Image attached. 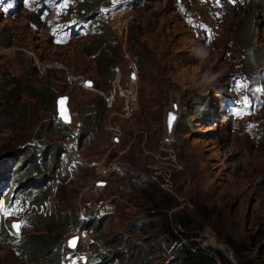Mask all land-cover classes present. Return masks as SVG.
<instances>
[{"label":"rangeland","instance_id":"obj_1","mask_svg":"<svg viewBox=\"0 0 264 264\" xmlns=\"http://www.w3.org/2000/svg\"><path fill=\"white\" fill-rule=\"evenodd\" d=\"M84 1L0 0V264H37L19 249L37 232L31 221L37 214L61 220L71 207L77 215L97 208L111 215L103 233L113 236L134 213L147 225L145 198L158 194L191 221L199 242L224 251L233 264H264V38L253 32L255 19L264 24L261 7L251 6L249 17L236 0H133L124 12L118 8L102 17L100 35L77 34L66 42L56 37L77 20ZM88 1L92 10L106 3ZM98 40L99 50L109 43L117 50L106 85L89 53ZM133 61L137 78L130 83ZM86 79L93 85L83 84ZM39 81L50 83L54 101L29 90ZM113 85L115 99L108 106L104 95ZM118 85L130 87L135 99L118 96ZM17 92L12 106L31 112L39 98L38 116L9 126L4 103ZM60 95L68 97L67 123L57 115ZM174 101L177 118L168 132L165 118ZM232 101H238L236 109ZM25 141L41 155L57 144L61 148L47 159V171L24 178L27 191H19L24 183L9 188L7 180L21 155L16 147ZM29 179L42 182V189L28 193ZM150 232H126L119 244L134 241L142 250L153 249L155 231ZM72 235H78L76 253L62 251L63 261L92 262L95 234L70 225L62 245Z\"/></svg>","mask_w":264,"mask_h":264},{"label":"trees","instance_id":"obj_2","mask_svg":"<svg viewBox=\"0 0 264 264\" xmlns=\"http://www.w3.org/2000/svg\"><path fill=\"white\" fill-rule=\"evenodd\" d=\"M88 2V0H85L79 5V9L76 13L80 16H78L77 20L82 22L91 21L92 28L89 27L88 32L86 33H83V30H80L77 34H83L80 36L87 35V33H90V35H100L104 32V28L100 25L103 21V16H95L96 12L93 11L95 9H88ZM105 2H108V0L102 1V3ZM84 9H86L85 13L82 11ZM78 38L79 36H76L75 39ZM101 43L100 40L95 41V44L90 47L89 53L96 56L95 64L98 69L99 78L102 80V83L106 85L108 80L113 76V72H111V69L109 68L110 63L112 62L111 54L117 52V50L112 43L108 44V49L99 50ZM96 54H98V57ZM110 55L111 57L109 58ZM141 55H143L142 52ZM138 63L139 66L144 64V61L141 60L140 56ZM13 79L15 78L12 75L9 77V82H13ZM29 86H31V89L29 90L34 95L41 98L47 97L50 101H54L56 95L50 83L39 81L37 85L30 84ZM14 98H16L14 101H10L6 98L4 103V108H6V110L3 111H5L4 113L8 117V120H5L8 121L7 125H13L15 121L18 120L30 122L35 120L38 114L34 111V108L37 107V101H40V99L38 98L36 99L37 101L32 103L33 110L30 112L25 107L12 106L14 103L18 102V92ZM8 109L10 110L8 111ZM62 126L64 127V130L67 131L66 134L69 135V127L64 124H62ZM89 131H91L89 127L84 131V136L87 138L89 137ZM29 139L30 138L27 140ZM20 145L21 146L16 147V150H19L21 155L16 160L13 169H11L10 179L7 180V183L9 188H15L24 183L25 188H22L19 191H27L26 182H23V179L26 178L27 180L28 178H31L34 172L41 174L43 171H47L46 169L49 167L47 159L50 158L53 160L57 157L60 144H57V146L53 148L49 147L48 150L44 149L42 155V150L27 141L21 142ZM37 152L38 155L36 154ZM3 159L4 158L1 160ZM25 162L28 166L26 168L27 170L24 171L21 170V164ZM1 173V175H5L4 171ZM41 183H37L35 182V179H33L32 182L28 184L31 187L29 188L28 193L34 189L40 191L42 189ZM157 196V198H145V203L150 205L148 211L144 214V217L149 219L147 225H144V223L141 224L139 219L140 216L134 213L124 223L125 228L123 231L121 230L119 233L113 234V236L103 233L104 228L109 223L113 222L111 215H101L96 212V209H91L85 211L82 215H77L74 213L73 207H71L69 213H66L65 211L64 217L61 220H57L51 215L45 217L42 214H37L36 219H31L35 226L34 230L37 232L31 237L29 235V238L26 240L23 239L22 246L19 247V249L23 250L25 254H28L30 259L37 264H66L63 261L62 251H65V253H74L73 255H75L76 249H70L67 246L62 245L61 234L71 225L78 230H91L97 239V242H91V246L94 249L92 262H87L86 260V262L82 264H233L224 251L211 244H203L196 240V235L193 231L194 228L185 214L182 211L177 212L170 210L171 203L167 204L163 202V198H161L159 194ZM54 223H59L58 228L51 226V224ZM139 228L151 229V232L152 230L155 231L151 234V238H155L153 241V249L146 248L142 250L143 246L134 241H131L130 244L127 245L119 244V242L125 241L126 232ZM59 230L61 231L59 236L55 237L50 235V233ZM46 231L48 232L47 234L44 233ZM158 234H164L163 239L157 238L156 235ZM98 246H100L101 249H99Z\"/></svg>","mask_w":264,"mask_h":264},{"label":"water","instance_id":"obj_3","mask_svg":"<svg viewBox=\"0 0 264 264\" xmlns=\"http://www.w3.org/2000/svg\"><path fill=\"white\" fill-rule=\"evenodd\" d=\"M86 85L92 86L93 82L89 79H86ZM68 97L67 95H60L56 98V109H57V115L60 117V119L67 123L70 120V112L67 105ZM176 104L173 102L172 109L167 110L166 118H165V125L168 132H170L173 129V125L177 118V113L175 111ZM14 225H17V223H14ZM15 230H17V227H14ZM78 242V235H72L69 238H67L66 244L68 248H75ZM82 260L84 261L85 258L82 257Z\"/></svg>","mask_w":264,"mask_h":264},{"label":"built area","instance_id":"obj_4","mask_svg":"<svg viewBox=\"0 0 264 264\" xmlns=\"http://www.w3.org/2000/svg\"><path fill=\"white\" fill-rule=\"evenodd\" d=\"M113 1H114V3L112 5H110L108 7H104L103 10H108V9L113 10V9H115L116 5H117L116 4L117 0H113ZM118 1H120L122 3V4L118 5V7H121V8H123L126 4H128L130 2V0H118ZM129 65H130L129 66L130 69H129L128 74H127L128 75L127 81L130 82V83H133L136 80V78H137V64H136L135 61H133ZM114 80L117 81L118 78H115ZM83 84H85L84 81H83ZM83 87H84V85H83ZM110 89L111 90L110 91L107 90L108 93L104 95L105 103L108 106L112 105V102L115 99V91H116V88H115L114 85ZM112 89H113V91H112ZM130 89L131 88L128 87V86L118 85L117 95L118 96H129L131 100L135 99V95L130 91ZM130 107H132V106L127 105L124 108V111H125L126 114H129V110L128 109ZM111 169L114 170L113 168H111ZM108 210H110V209H108ZM104 213H108V212H104ZM204 244H206V243H204Z\"/></svg>","mask_w":264,"mask_h":264},{"label":"clouds","instance_id":"obj_5","mask_svg":"<svg viewBox=\"0 0 264 264\" xmlns=\"http://www.w3.org/2000/svg\"><path fill=\"white\" fill-rule=\"evenodd\" d=\"M114 3V1L113 0H108V2H106L105 4H102V5H100L98 8H96L95 10H93V11H95L96 13H95V16H100V17H102V16H107V15H109V14H112L115 10H117L118 8V11H121V12H124L127 8H131L133 5H134V3H135V1H133V0H130V2L128 3V4H126L123 8H121V7H118V5H120V4H122L120 1H118L117 0V5H116V8L115 9H113V10H110V9H108V10H103V8L104 7H108V6H110V5H112ZM88 22H90V21H87V22H82V21H79V20H74L73 22L72 21H70V22H67V24H65L63 27H61L56 33L57 34H60L62 31H66L67 29H70V28H73V27H75L76 25H79V27L77 28L78 29V32H80V30H83V27L84 26H87L86 24L88 23ZM83 24V25H82ZM88 28L90 27V28H92V24L91 23H88ZM56 33H55V35H56ZM74 35H76V33H70L69 34V38L70 37H72V36H74ZM68 38V39H69ZM67 39V40H68ZM66 40V41H67ZM65 41V42H66ZM90 80V79H89ZM85 85H86V83H85ZM63 122V121H62ZM65 123V122H64ZM80 137H82V136H80ZM66 153H67V151H65ZM66 158H68L67 156H66ZM107 214V213H106ZM71 249V248H70Z\"/></svg>","mask_w":264,"mask_h":264},{"label":"bare ground","instance_id":"obj_6","mask_svg":"<svg viewBox=\"0 0 264 264\" xmlns=\"http://www.w3.org/2000/svg\"><path fill=\"white\" fill-rule=\"evenodd\" d=\"M210 2L211 1H216V0H209ZM252 0H236V3H238V5L239 4H245L246 6V11H247V15H248V13H250L249 12V10H250V8H251V6H258V7H261V9H259V12L260 11H262V13H263V15H264V0H255L254 2H253V4L251 5L249 2H251ZM250 4V5H249ZM258 10V9H257ZM251 14H253V13H250V15ZM249 16V15H248ZM250 17V16H249ZM261 20H263V19H260V20H257V19H255L254 20V24L256 25V29H255V27H254V33L256 32V33H258V34H262V37L264 38V24H261ZM251 22V21H250ZM252 26V25H251ZM254 26V25H253ZM248 29V28H247ZM250 29V28H249ZM250 31V30H249ZM251 31H252V29H251ZM248 32V31H247ZM261 32V33H260ZM250 90H253V89H250ZM262 91H263V89H262ZM259 100V98L257 97V101ZM175 102V101H174ZM91 193V192H90Z\"/></svg>","mask_w":264,"mask_h":264},{"label":"snow or ice","instance_id":"obj_7","mask_svg":"<svg viewBox=\"0 0 264 264\" xmlns=\"http://www.w3.org/2000/svg\"><path fill=\"white\" fill-rule=\"evenodd\" d=\"M13 227H17V228H18V227H19V225H13Z\"/></svg>","mask_w":264,"mask_h":264}]
</instances>
